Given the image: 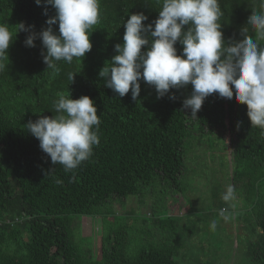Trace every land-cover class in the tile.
<instances>
[{
    "label": "trees",
    "instance_id": "1",
    "mask_svg": "<svg viewBox=\"0 0 264 264\" xmlns=\"http://www.w3.org/2000/svg\"><path fill=\"white\" fill-rule=\"evenodd\" d=\"M219 4L226 42L242 39L243 27L256 38L247 20L252 10L264 11V0H219ZM99 5V22L89 34L91 50L81 62L79 58H73L71 64L57 62L58 75H52L43 62L41 53L45 50L39 38L35 47L24 44L29 32H18L7 49L8 61L0 71V264H180L177 255L184 258L188 253L185 243L150 244L129 252L126 237L134 217L113 215L109 219L112 209L108 204L140 195L143 185L158 179L169 180L170 184L165 181L164 185L181 191L185 146L196 136L191 127L200 137L229 134L232 186L241 196L235 194L236 200L249 207L246 213L235 214L243 225L238 237L245 254L234 264H264V129L250 125L246 105L238 103L235 95L231 100L217 93L209 95L193 117L190 109L182 107L191 94V84L170 89L158 99L154 86L141 79L135 101L131 90L120 97L107 88L98 73L116 55L113 46L123 43L124 23L138 12L148 17L143 23H151L162 3L99 0ZM44 12L43 0L41 6L35 0H0V22L12 29L23 22L38 34L47 27L45 21L55 15L50 5L47 15ZM52 27L58 33V24ZM258 43L264 46V40ZM175 47L179 55L183 45L178 41ZM69 73H74L73 81ZM68 91L70 99L91 98L101 123L100 142L93 147L92 156L76 169L65 171L63 165L52 164L39 140L24 125L39 116L55 117L57 94L67 95ZM73 215L101 216L98 257L73 238ZM154 222L162 229L175 226L176 219L168 215ZM182 248L185 252H180ZM219 259L200 264H229Z\"/></svg>",
    "mask_w": 264,
    "mask_h": 264
},
{
    "label": "clouds",
    "instance_id": "2",
    "mask_svg": "<svg viewBox=\"0 0 264 264\" xmlns=\"http://www.w3.org/2000/svg\"><path fill=\"white\" fill-rule=\"evenodd\" d=\"M158 2L162 7L151 23H143L148 20L143 12L131 14L124 23L123 43L113 46L116 55L98 73L105 86L120 97L131 90L135 101L141 91V79L154 86L158 99L170 89L191 84V94L183 100L182 107L190 109L193 117L209 95L217 93L229 100L235 95L238 103L246 105L250 125L264 129V46L258 43L264 40V11L252 10L247 20V25L255 29V39L248 34V27H243L242 39L226 42L221 31L224 13L219 0ZM35 3L41 6L42 0ZM48 5L55 9V15L45 21L47 27L38 34L30 31L33 26L26 27L23 22L15 29L0 22V71L6 67L10 43L21 31L29 32L24 41L28 47H35L34 41L40 39L45 50L41 53L43 62L47 69H52V75L59 74L57 62L71 64L73 58L81 62L91 50L89 34L99 22V0H43L45 15ZM56 24L58 33L52 27ZM184 26L189 27L183 30ZM178 41L183 45L179 55L175 47ZM68 78L73 81L74 73H69ZM57 95L55 117L39 116L24 126L39 140L52 164L63 165L65 171H70L88 160L93 147L99 145L101 121L88 96L70 99L69 91L67 95ZM222 198H234L232 185L226 187ZM211 227L215 228L214 221Z\"/></svg>",
    "mask_w": 264,
    "mask_h": 264
},
{
    "label": "rangeland",
    "instance_id": "3",
    "mask_svg": "<svg viewBox=\"0 0 264 264\" xmlns=\"http://www.w3.org/2000/svg\"><path fill=\"white\" fill-rule=\"evenodd\" d=\"M191 132L196 136L185 146V161L179 176L181 191L164 185L165 181L170 184L169 180L158 179L155 183L143 185L140 195L110 202L108 206L112 213L108 217L133 215L134 224L126 237L129 252L150 244L185 243L188 253L184 258L177 255L180 264H200L206 260L217 262L219 258L220 262L228 260L229 264H234L245 254L238 237L243 232V225L235 214L246 213L249 207L246 202L236 200L241 196L235 190L233 199L225 201L222 198L226 187L232 185L230 136L225 133L222 137L215 134L200 137L193 127ZM220 206L227 209L220 210ZM168 215L176 219L175 226L166 225L159 229L156 222L153 224L154 219ZM144 220L146 224H143ZM213 221L214 229L211 227ZM101 223V216H72L73 238L81 241L83 246H89L93 257L100 255ZM161 236L162 239H158ZM183 251L185 249H180Z\"/></svg>",
    "mask_w": 264,
    "mask_h": 264
}]
</instances>
